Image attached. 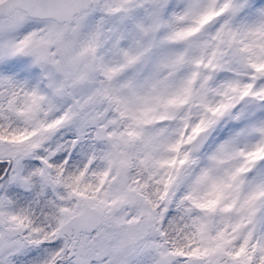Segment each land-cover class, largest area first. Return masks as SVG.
<instances>
[{
    "label": "snow or ice",
    "instance_id": "snow-or-ice-1",
    "mask_svg": "<svg viewBox=\"0 0 264 264\" xmlns=\"http://www.w3.org/2000/svg\"><path fill=\"white\" fill-rule=\"evenodd\" d=\"M0 264H264V0H0Z\"/></svg>",
    "mask_w": 264,
    "mask_h": 264
}]
</instances>
